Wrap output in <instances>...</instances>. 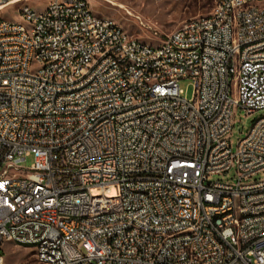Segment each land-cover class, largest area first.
<instances>
[{
    "label": "built area",
    "instance_id": "2783aa9c",
    "mask_svg": "<svg viewBox=\"0 0 264 264\" xmlns=\"http://www.w3.org/2000/svg\"><path fill=\"white\" fill-rule=\"evenodd\" d=\"M18 14L0 17V246L41 264H264V115L234 151L228 137L234 107L264 110V0H213L155 44L88 0Z\"/></svg>",
    "mask_w": 264,
    "mask_h": 264
},
{
    "label": "rangeland",
    "instance_id": "374dc122",
    "mask_svg": "<svg viewBox=\"0 0 264 264\" xmlns=\"http://www.w3.org/2000/svg\"><path fill=\"white\" fill-rule=\"evenodd\" d=\"M50 0H20L0 10V17L10 21H20L19 10L28 5L35 10L42 9ZM94 15L107 17L116 22L127 34L148 43H158L167 33L179 28L186 20L206 14L210 11L213 0H88ZM179 87L187 99L193 96V86L189 79L179 80ZM232 95H234L232 93ZM264 115V110L251 114L239 108H233V126L228 135L232 151L237 142L249 130L252 122ZM32 156L26 157L20 165L29 167ZM264 178V171L252 179ZM209 179L222 181L236 180V171L232 167L226 173L214 174ZM0 254L5 264H41L37 261L33 247L4 241L0 246Z\"/></svg>",
    "mask_w": 264,
    "mask_h": 264
},
{
    "label": "bare ground",
    "instance_id": "6f19581e",
    "mask_svg": "<svg viewBox=\"0 0 264 264\" xmlns=\"http://www.w3.org/2000/svg\"><path fill=\"white\" fill-rule=\"evenodd\" d=\"M20 0H10L9 2L3 4L0 6V10L10 4H14L16 2H19ZM139 44H146V42L141 41L139 39ZM210 219H221V212H210Z\"/></svg>",
    "mask_w": 264,
    "mask_h": 264
}]
</instances>
